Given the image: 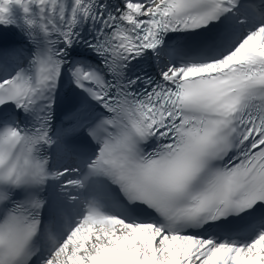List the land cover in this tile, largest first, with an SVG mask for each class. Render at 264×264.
<instances>
[{"label":"snow or ice","instance_id":"obj_1","mask_svg":"<svg viewBox=\"0 0 264 264\" xmlns=\"http://www.w3.org/2000/svg\"><path fill=\"white\" fill-rule=\"evenodd\" d=\"M0 264H264V0H0Z\"/></svg>","mask_w":264,"mask_h":264}]
</instances>
